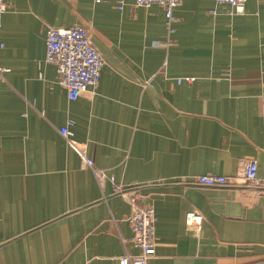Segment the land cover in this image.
Instances as JSON below:
<instances>
[{
  "label": "crops",
  "instance_id": "1",
  "mask_svg": "<svg viewBox=\"0 0 264 264\" xmlns=\"http://www.w3.org/2000/svg\"><path fill=\"white\" fill-rule=\"evenodd\" d=\"M4 2L0 264H118L137 253L122 242L130 206L110 178L141 186L139 201L154 208L148 264H264V192L196 181L248 160L264 179V0L238 12L181 0L171 34L159 4ZM74 24L104 64L95 93L70 100L44 59L45 32ZM68 120L102 185L60 135ZM190 211L199 228L187 225Z\"/></svg>",
  "mask_w": 264,
  "mask_h": 264
},
{
  "label": "built area",
  "instance_id": "2",
  "mask_svg": "<svg viewBox=\"0 0 264 264\" xmlns=\"http://www.w3.org/2000/svg\"><path fill=\"white\" fill-rule=\"evenodd\" d=\"M181 0H134L136 6L149 7L152 4L162 5L165 9V26L169 34L174 32V23L177 17L173 11ZM217 4H227L236 12L243 9L248 0H215ZM116 8L121 9L124 0H116ZM6 11L4 0H0V25L3 13ZM168 39L165 44H169ZM45 61L55 66L59 76V82L66 90L68 99L74 100L82 93L89 91L95 93L98 86L100 69L104 61L99 51L92 45L85 26L74 24L68 27L46 28L45 32ZM5 71L0 67V78ZM192 80L190 77L186 78ZM177 81H181L178 78ZM73 122L68 120L66 125L59 128V133L66 143L74 149L80 157L83 168H90L96 175L100 185L107 176L103 171L94 167L92 157L87 154L86 144L75 143L72 139L71 127ZM112 193L120 195L130 206L127 221L131 229L129 238H122L124 245L130 243L138 249L135 254L125 253L118 259V264H148L150 258L155 255V223L156 215L151 204H142L137 196L138 190L132 187L116 183L110 178ZM204 186H239L264 187V179L257 175V165L254 160L242 161L238 171L233 175H199L196 180ZM258 193L264 192L255 190ZM202 217L199 213L190 211L186 214L188 226H197Z\"/></svg>",
  "mask_w": 264,
  "mask_h": 264
},
{
  "label": "water",
  "instance_id": "3",
  "mask_svg": "<svg viewBox=\"0 0 264 264\" xmlns=\"http://www.w3.org/2000/svg\"><path fill=\"white\" fill-rule=\"evenodd\" d=\"M216 187H218V186H216ZM219 187H226V186H219ZM230 187L264 191V187L255 188V187H249V186H245V185L230 186ZM139 188H141V186H138V187H132L131 189H132V190H138V191H139ZM200 225H201V223H200ZM200 225H199V226H200Z\"/></svg>",
  "mask_w": 264,
  "mask_h": 264
}]
</instances>
